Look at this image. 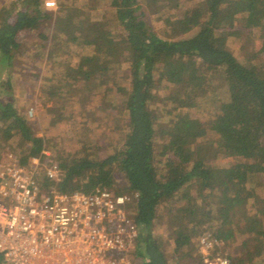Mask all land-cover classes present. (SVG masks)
Wrapping results in <instances>:
<instances>
[{"label": "trees", "instance_id": "16d2710c", "mask_svg": "<svg viewBox=\"0 0 264 264\" xmlns=\"http://www.w3.org/2000/svg\"><path fill=\"white\" fill-rule=\"evenodd\" d=\"M41 1L10 0L0 8V74L21 52L19 35L37 31L42 102L82 127L75 120L85 118L83 101L92 90L103 92L99 110L108 118L116 110L123 124L106 157L78 152L59 158L58 192L128 194L138 232L135 264H202L195 239L205 232L221 243L249 237L257 242L254 250L241 243L228 258L257 264L264 253V188H251L248 179L264 175V63L257 68L238 59L226 42L249 30L261 41L251 59L264 56V0H85L54 15ZM146 17L164 23L163 37ZM216 72L225 78L229 100L202 123L195 114ZM10 81H0L9 99L0 101V146L28 166L48 139L19 111ZM118 180L122 190L114 189ZM174 199L176 207L169 203ZM156 226L161 234H154ZM166 237L173 238L171 261L163 250Z\"/></svg>", "mask_w": 264, "mask_h": 264}, {"label": "built area", "instance_id": "2783aa9c", "mask_svg": "<svg viewBox=\"0 0 264 264\" xmlns=\"http://www.w3.org/2000/svg\"><path fill=\"white\" fill-rule=\"evenodd\" d=\"M7 159L0 165V264H135L128 194L60 193L59 165L46 153L28 166ZM220 244L209 234L199 239L202 264H230L213 254Z\"/></svg>", "mask_w": 264, "mask_h": 264}, {"label": "rangeland", "instance_id": "374dc122", "mask_svg": "<svg viewBox=\"0 0 264 264\" xmlns=\"http://www.w3.org/2000/svg\"><path fill=\"white\" fill-rule=\"evenodd\" d=\"M9 1L10 0H0V8L8 7ZM84 3L85 0H42L41 8L44 12L54 15L59 12L62 6L69 7V5L78 4L82 7ZM99 17L100 14H98V12L93 14V18ZM145 20L154 33L162 37L164 36L165 25L161 20L153 19L152 17H146ZM43 27H50V23L47 22L46 26L44 25ZM37 34L38 32L36 31L29 34L21 33L19 35V40L22 44L21 52L16 54L15 61L10 70L0 74V81L4 85L8 77H10L14 103L19 111L30 121L36 135L48 139V145L43 151L48 155V159L58 162L60 157L78 152H83L86 156L91 158L102 159L106 157L114 150L115 145H117L120 140V131L118 127L123 124L119 121V113L116 110H111L108 118L105 112L100 111L99 105L101 104V100L99 95L103 92H93V90L89 94V97L83 101V104L86 105L84 106V115L85 118H89V120L87 121L85 118L75 120V123L82 124V127H74L72 120L68 117L62 118L58 108L53 107L51 102L44 104L39 96V88L44 80V66L38 63V58H34L36 53L34 38ZM226 44L227 49L233 55L237 56L238 59L246 63L250 62L251 65L257 68L264 63V56L262 55L258 58L251 59L252 54L260 47L261 41L258 36L253 33L251 34L249 30L241 31L237 36L228 37ZM249 59H251V61H249ZM120 69L122 77L124 78L128 70L127 64ZM83 86L80 85L78 87L81 96L85 95ZM88 87L89 85H87V88ZM3 91L4 89L0 87V101L9 100L3 96ZM228 100V86L224 76L221 72L209 74V84L205 88L203 96L200 99L199 110L195 116L199 118L202 123L208 122L216 114V104L220 102L226 103ZM90 113H92L93 116L90 117ZM13 145H15V143H12V146ZM10 154L13 155V150L10 147L3 148L0 146V165L8 160L7 156ZM225 162L224 160L217 161L220 165L225 164ZM248 181L251 188H264V175L251 177ZM123 187V183L118 180L117 186L114 189L122 190ZM176 201L177 200L174 199L169 201V203L176 207ZM153 232L154 234H161L163 229L162 227L156 226ZM204 234H209V232H205ZM201 237H197L195 242ZM241 243L246 244L251 251H253L257 245V242L250 240L249 237L241 236L238 237L235 242L221 243L213 254L226 255L228 257V255H232L234 249L238 247V245L241 246ZM163 250L168 256L169 261H171L172 257H170V255L173 250L172 237H166L164 239ZM198 252L200 254V250H198ZM193 258L198 261L195 253L193 254ZM255 262H257V264H264V253L258 257Z\"/></svg>", "mask_w": 264, "mask_h": 264}, {"label": "clouds", "instance_id": "9594fccd", "mask_svg": "<svg viewBox=\"0 0 264 264\" xmlns=\"http://www.w3.org/2000/svg\"><path fill=\"white\" fill-rule=\"evenodd\" d=\"M49 6H51V5H49Z\"/></svg>", "mask_w": 264, "mask_h": 264}]
</instances>
